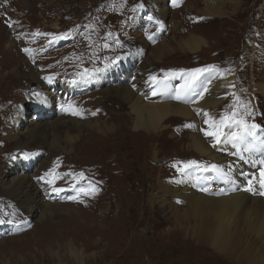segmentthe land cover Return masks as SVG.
Here are the masks:
<instances>
[{
	"label": "rangeland",
	"instance_id": "rangeland-1",
	"mask_svg": "<svg viewBox=\"0 0 264 264\" xmlns=\"http://www.w3.org/2000/svg\"><path fill=\"white\" fill-rule=\"evenodd\" d=\"M209 5L226 15L205 17L203 13ZM12 6L5 13L18 23L13 25L10 22V25L0 14V172L5 171L13 176L19 166L31 161L28 174L41 187L46 203L61 207L62 211L44 207L39 212L41 215L38 213L34 218L27 212L22 214L21 208L7 197L0 185V220L4 221L0 224V264H46L44 259L39 263L38 257L43 258L49 249L60 255L59 260L51 253L47 254L54 264H79L65 249L67 243L77 251H85L84 264H236L211 247L206 253L196 251L195 243L187 241L183 234L172 233L176 229L175 220L165 218L161 205H151L149 202L150 195L158 193L160 181H191L204 193L215 188L218 175L212 177L211 171H208L211 169L205 163L210 167L212 165L193 149L187 148L189 143L185 141L188 129L194 127L196 131L198 128L202 130L199 124L201 116L196 110H193L196 125L191 123L189 127L188 123L178 122L170 134L164 136L170 127V123H167L166 129L149 136L152 139V152L158 154L157 160L148 153L139 162L133 148L127 149V146L115 141L111 145L105 144L103 151L97 150L101 153L98 156L86 147L87 134H91L90 127L86 125H89L87 122L99 120L103 127L107 126L104 131L109 133L118 127L117 121H113L115 115L124 113V119H135L132 110L119 97H116V101L124 106L122 112L111 110L114 106L110 101L96 104L104 99L106 91L112 92L120 84L135 95L145 94L159 85H170L151 84L169 70L182 75L185 69L189 75L208 68L203 75H212L199 78L195 74L186 78L190 88L202 92L203 96L198 100L204 98L206 91L222 74H234L235 86L237 84L234 98L228 97L223 105L218 106L215 124L220 139L230 138L240 131L235 125L236 121L241 120L237 115L238 110L235 111V119L231 122L228 120L231 112L237 109L232 103L242 98L247 107L251 106L246 114L248 121L254 119L249 128L250 139L240 142L236 139L229 144L230 157H242L245 146L251 144L252 139L258 136L264 141V131L259 130L260 127L264 128V98L255 91L256 86L264 84V0H14ZM134 8H137L136 15ZM160 8L167 13L166 18L162 16ZM160 23L163 29L158 28ZM191 36L204 39L206 44L194 53L180 50L178 44ZM100 41L105 42L98 46ZM7 53L11 55L12 64ZM93 59L104 62L103 73L98 78L88 77L96 72L94 66L98 62L88 63ZM71 62L76 64L71 65ZM52 68L67 69L65 72L70 73L68 77L75 80L65 79L62 73H58L55 82L47 84L45 78ZM83 68L87 74L80 73ZM15 70L22 71V79L15 77ZM29 72L40 73V81L32 80ZM166 82L175 85L183 83L182 79L174 77ZM61 84L74 85L75 92L73 90L69 97L66 95V105L80 112L81 118L85 117L82 119L86 124L80 129L81 139L73 144V148L90 153L83 155L77 151L74 154V149L72 153L65 152L64 135L58 139L59 147L49 148L48 153L40 152L39 146L35 151L23 150L13 141L9 132L11 126L7 124L18 115V102L22 98L21 110L24 111L20 112L18 119H22L25 126H31L29 119L38 112L36 103L43 97L42 90L54 91L62 87ZM14 88L22 90L17 92ZM242 106L238 105V108ZM58 114L62 117L64 111L59 110ZM37 123H46L45 115ZM122 127L127 132L135 131L131 125ZM72 134L78 133L73 129ZM163 136L167 140H162ZM255 155L257 159L262 157L257 152ZM195 160L201 161L200 164L205 167L201 173L197 170L199 180L191 173L196 169H191ZM101 162L111 165L110 170L114 169V173L122 172L131 177L128 179L132 181L138 202L127 216L120 217L121 208L111 210L110 198L114 187H110L111 180L108 186L105 185L110 175ZM51 168H57L53 171L56 175ZM48 172L52 175L49 179ZM180 172L186 174L181 175ZM77 173L92 179L87 180L91 185L82 189L86 182L83 178L77 184ZM253 175V180L259 182L260 179ZM190 178L209 190H203ZM73 185L72 193L70 188ZM91 188H95L94 193ZM178 206L186 207V204ZM111 212L110 220L117 219L116 226L127 234L124 245L119 248L117 241L109 238L107 244L104 242L106 246L100 242L101 247L96 248L103 235L100 234L102 216ZM104 226L107 230L113 228L108 220ZM133 238L135 241L131 245ZM92 253H97L96 257H88Z\"/></svg>",
	"mask_w": 264,
	"mask_h": 264
},
{
	"label": "bare ground",
	"instance_id": "bare-ground-1",
	"mask_svg": "<svg viewBox=\"0 0 264 264\" xmlns=\"http://www.w3.org/2000/svg\"><path fill=\"white\" fill-rule=\"evenodd\" d=\"M13 1L14 0H0L1 16L7 15L5 12L13 5ZM236 9L237 6L235 10ZM160 11L162 16L166 18L167 13L164 9L160 8ZM10 13L11 12H9V14ZM203 14L205 17L226 15L217 7L210 5L207 6ZM8 16L12 17L10 15ZM205 44L206 42L204 39L191 36L178 45H180V50L194 53ZM161 48L162 51H164L163 47ZM7 56L9 58V63L12 64L13 60L11 55L7 53ZM13 73L15 77L22 79V71L15 70ZM40 75V73L34 72L30 73L29 77L34 81H40ZM61 85L62 87H58L54 91L47 90L46 88L42 90L43 97L36 103L38 112L29 119L32 123H29L31 126H25L22 119H18L21 115L20 112L23 111L21 110L22 98L18 102V113L15 112L18 115L10 119L9 122L7 120V124L11 126L9 132L13 141L18 143L23 150L30 151L34 149L35 151L39 146L41 148L39 150L40 152L48 153L49 148L53 149L59 147L60 143L58 139L60 135H64L66 137L65 152L72 153L74 149L73 144L81 139L82 131L80 129H83L82 126L86 124L82 119L85 117L82 116L81 118L80 112H76L74 108L72 109L70 106L66 105V95L69 97L73 90L75 92L73 88L74 85ZM235 89L234 74H222L218 81L206 91L204 98L199 100L194 91L185 89L182 85H159L150 93L135 95L130 89L124 88L122 84H120V86L113 89L112 92L109 90L106 91L105 93L107 95L103 97L104 99L99 100L96 104L110 101L112 107L114 106L111 110L122 112L124 106L116 101V97H119L124 100L126 107L132 110L135 119H133V121L127 120V118L124 119L126 116L124 113L115 115V120L113 121L115 123L117 121L118 127L116 131L113 130V132L109 133L104 131V128L107 126L103 127L99 120L93 123L87 122L89 125L86 126L90 127L89 130H91V134H87L86 147L90 149L92 153L100 156L101 153H98L97 150L99 152L101 150L103 151L104 147H106L105 144L111 145L112 141H115L124 144L125 147H128L127 149L133 148L139 158V162H142L145 159V155L148 153H150L151 156L153 155L154 160H157L158 154L156 151L152 152V139L149 138V136L159 132L161 129H166L167 123H170V127L166 129L164 136L170 134L172 127L178 122L181 124L185 122L184 124L188 123V125H190L193 123L196 125L194 121L195 115L193 113V110H196L195 112H198L201 116L199 124H201L202 130L198 128V131H196L194 127L188 129L185 141L189 143L187 148L193 149V152L195 151L201 157L207 159L211 165L217 166L219 171L216 170L218 179L215 188L212 191L210 190V192L204 193L200 187L196 186L195 183L191 181H187V183L169 180L160 181L158 184V193L155 194V192L151 194L149 202H151V205L157 203L161 205L165 218H168V221H171V219L175 220L176 229H173L172 233L175 235L183 234L187 241L195 243L196 251L206 253L208 247H211L219 255L230 260L232 263L264 264V195L259 194L261 191H264V188L261 187V180L259 182L253 180V174H260L261 171L264 170V141H260L258 136L255 137L251 144L245 146L246 148L244 149V155L242 157L232 158L230 157L231 152L229 153V138L225 137V139H220V143H217L213 136L205 135V133L209 132L216 133L215 117L218 113V106L221 104L223 105L228 97L234 98ZM15 90L20 92L22 88ZM255 91L256 93H260L264 98V84L256 86ZM55 101L56 104H54ZM54 105L57 106L54 107ZM59 110L64 111L62 117L58 116ZM73 111L77 114L73 115ZM44 115L46 123H37L38 119L40 117L43 118ZM130 125L135 131L127 132L122 127H129ZM73 129L77 131V135L72 134ZM164 136L162 140H167V137ZM31 146L36 147L31 148ZM77 151L81 152L83 155L90 153L80 151L78 148H75L73 153L77 154ZM256 152L259 153L258 156L262 157H258L257 159L255 155ZM48 160L49 159H47V161ZM245 160H247V163ZM17 164L19 166V162H17ZM30 165L31 161H25V164L16 169L18 172H15L13 176H10V174L5 171L0 172V185L3 190L6 191L7 197L14 202L17 207L21 208L22 214L27 212L33 218L37 216L44 207L52 211H62L61 207H54V205L46 203L47 201L42 195L41 187L36 185L34 179L28 174ZM101 165H104V169H107L110 175L109 179L106 178L105 185L108 186V182L111 180L110 187H114L111 198L109 196L111 210L114 208L120 210L121 208L122 215L120 217L127 216L130 214L133 206L138 202L132 181L128 179L130 176L122 172H118L117 174L116 172L114 173V169L111 171V165L108 163L101 162ZM52 171H54V169ZM113 174L116 175L115 178ZM51 176L52 175H49L48 172L47 179ZM249 183H251L253 188L251 192L246 190L249 187ZM122 199L125 200L124 204L122 203ZM182 203L186 204V207L178 206V204ZM8 211L9 210H7V212ZM112 214L111 212L102 216L100 234L103 235L102 237L100 235L99 245L96 248L101 247V244L106 246L104 242L107 244L109 238L115 239L119 248L124 245L127 234L123 229H119L116 226V222H118L117 219L110 220ZM128 217L130 218V215ZM106 220L111 221L113 228L110 230H107L104 226ZM170 232L171 229L168 230V233ZM134 241L135 239L131 241V245H133ZM113 246H115V244ZM65 249H68L67 251L70 252L76 263H85L84 259L86 256L84 250L77 251L70 243H67ZM46 253H51V255L57 258L60 256L59 253L51 249ZM47 254H43V258L38 257L39 263H42V259H44L46 264H54L53 261L49 260ZM96 255L97 253H92L88 257H96Z\"/></svg>",
	"mask_w": 264,
	"mask_h": 264
},
{
	"label": "snow or ice",
	"instance_id": "snow-or-ice-1",
	"mask_svg": "<svg viewBox=\"0 0 264 264\" xmlns=\"http://www.w3.org/2000/svg\"><path fill=\"white\" fill-rule=\"evenodd\" d=\"M153 79H155V78L153 77ZM72 114L73 115H76L77 113L75 111H73ZM205 115H207V114H205ZM189 127H190V125H189ZM253 127H255V125H253ZM205 135L213 136L216 139V142L217 143H220V137H219V135L217 133H215V132H209V133H205ZM213 146H215V145H213ZM194 163L195 162H193V164ZM212 168L215 169V170H217V171H219L217 169V166L216 165H212ZM260 176H261V187L264 188V170L261 171ZM54 190L57 191V192L63 191V189H54ZM90 190L93 193L95 192V188H91ZM246 190L249 191V192L253 191V188L251 186V183H249V187ZM85 194H88V193L85 192ZM259 194L260 195H264V191H261ZM3 223H4V221L3 220H0V224H3Z\"/></svg>",
	"mask_w": 264,
	"mask_h": 264
}]
</instances>
